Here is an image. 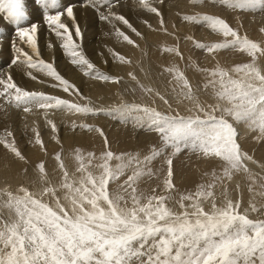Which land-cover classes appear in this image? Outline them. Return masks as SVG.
I'll return each instance as SVG.
<instances>
[{"label":"snow or ice","instance_id":"snow-or-ice-1","mask_svg":"<svg viewBox=\"0 0 264 264\" xmlns=\"http://www.w3.org/2000/svg\"><path fill=\"white\" fill-rule=\"evenodd\" d=\"M35 2L43 9L44 22L62 42L60 47L70 57L72 65L79 66L85 76L97 81L122 83V77L97 69L80 51V45L61 19L63 11L67 17L73 18L72 7L49 14V10L61 8L58 0ZM105 3L108 11L99 13L101 21L109 24L118 21L144 39L124 15L113 10V3L109 0ZM156 3L163 5L164 0H136L139 9L159 18L158 28H153L147 20L143 23L153 31L167 33L162 11ZM191 3L202 4L204 0H191ZM89 4L96 7L95 0H89ZM216 4L233 9L256 8L264 6V0H211V6ZM0 13L6 14L5 18L17 26L16 35L37 57L34 59L29 52L13 44L16 55L10 65L25 71L38 69L55 81L51 87L74 93L84 100L80 90L52 63L38 58L37 24L20 26L29 20L24 0H0ZM181 19L196 23L204 21L209 29L224 38L217 43H195L196 49L208 53L238 49L247 53L252 62L230 68L217 64L212 69L200 68L192 62L189 67L200 73L203 80L202 88L197 86L195 89L178 66L164 67L163 72L171 77L169 83L174 85L172 92L191 103L186 115L161 112L137 100L127 101L121 94L119 104L109 106L114 118L122 123L131 122L134 127L158 137L159 146L151 147L150 154L142 158L139 154H114L108 150L109 142L102 129L73 122V131L79 128L104 137L105 150L97 156L93 152L85 154L76 149V166L71 173L61 153L57 152L54 159L60 179L56 184L49 180L46 164L41 161L34 168L38 175V186L34 190L23 184L15 192L8 188L0 189V264H257V261L264 264V219H250L247 209L240 212V201L233 202L225 183L232 181L236 174H244L249 181L248 190L252 192L258 187L256 194L264 197V175L254 173L248 166L249 162L257 164V161L238 143L234 126L243 123L258 133L255 137L258 142L264 141V69L256 64L257 53L264 55V46L241 36L225 19L216 15L186 14ZM261 31L264 32V28ZM115 33L128 45L139 48L118 27H115ZM75 36H81L78 26H75ZM109 52L120 64L133 63L111 49ZM161 52L183 59L175 47L163 46ZM137 64L139 66V62ZM139 71L145 73V68L139 66ZM127 75L137 86L131 89L132 92L139 89L142 94L155 95L164 104L169 103L165 95L142 83L134 71ZM32 79L36 77L32 76ZM0 86V97L16 108L22 107L24 113L31 112L33 106L45 110L46 124L51 127L52 139L57 143L60 142L56 135L58 128L52 119L47 118L48 110H67L84 117L104 112V108L97 107L90 100L70 102L42 91L25 90L13 82L11 75L6 79L0 78ZM201 91L211 99V103L201 102L197 95ZM32 131L35 135L31 142L45 150L40 133L35 127ZM0 146L16 159L28 163L12 131L5 129L0 134ZM185 149L201 159H218L222 162L221 173L213 171L209 182L198 184L194 192L176 193L173 158ZM161 156L167 165L163 179L166 194H155V188L147 194L140 189L138 182L145 175H154L150 165ZM125 176L126 179L114 191L109 190L110 181L116 182ZM218 182L222 186L219 197L216 191ZM58 193H62V197ZM122 193H126L128 198ZM45 197H50L51 202ZM175 206L180 210H175ZM262 208L264 201L259 208L252 204L251 212Z\"/></svg>","mask_w":264,"mask_h":264},{"label":"bare ground","instance_id":"bare-ground-1","mask_svg":"<svg viewBox=\"0 0 264 264\" xmlns=\"http://www.w3.org/2000/svg\"><path fill=\"white\" fill-rule=\"evenodd\" d=\"M29 1L30 0H26V3ZM84 1L58 0L61 8L49 10V14H55V11L62 10L68 6L72 7L74 10L73 18L67 17L66 11H63L61 19L62 22L69 27V30L73 35V39L80 45V51L91 63L94 64L97 69L109 75L122 77L123 80L120 84L97 81L91 76H85L83 70L79 66L72 65L70 57H68L62 47H60L62 42L55 36L54 33L51 32L47 24L44 22L43 9L40 7L33 9L25 6L29 20L20 25L23 27H30L31 23L37 24L38 58L43 59L46 63H52L64 78L68 79L70 83L74 84L80 90L85 98L84 100H81L74 93H65L60 88L51 87L55 81H53L50 77H47L38 69H29L25 71L17 68L16 66L10 65V61L16 55L12 47L13 44L29 52V54L34 56V59L37 57L35 54L31 53V50L28 48L26 42L21 41L16 35L15 29L17 26L13 25L10 20L5 18L6 14L0 13V78L6 79L7 75H11L13 77V82L18 86L23 87L25 90L42 91L47 95H55L62 99H68L70 102L85 103L90 100L93 104L98 105V107L104 108V112L100 113V117L102 119H106L104 114L107 115V118L110 117L107 119L108 121H96L97 119H100L98 116V118H95V116H88L83 119L84 116L68 112L67 110H48L47 118L52 119L58 128L56 135L60 142L57 143L56 140L52 139L53 133L51 131V127L46 124L45 110L33 106L31 112L24 113L22 107L16 108L14 105L9 104L4 97H0V134H3L5 129L12 131L13 138L15 139L17 146L28 161V163L25 164L24 161L16 159L10 152L4 149L3 146H0V189L8 188L9 190L15 192L22 185V181L25 183L31 181L28 185H23L28 187L30 190H34L35 187L38 186V175L35 173L34 168L35 165L41 161H44L46 164V171L48 172L49 180H51L53 184H56L60 179L59 169L54 159L57 152L61 153L62 160L70 173L75 170L76 166V162L72 163L74 159L70 157V155L74 153L72 150L80 149L81 152L85 154L87 152L99 153V151H101L99 148L102 149L103 147L99 146L98 142H95L96 146L94 147L92 145V139H94V137H102L97 132H87L86 130L79 128L73 131L71 128L73 122L76 124H92L91 126L94 128L99 127L100 129H102L101 125H108L109 128L114 130L118 127V125L123 124L126 131L123 130L124 132L122 133L130 134L131 136L129 137L130 141L127 143V147H125V149L128 148L125 152L139 154L142 158L145 151H141L136 144L140 141H143L144 144H150L152 140H156L158 137L153 133L145 131L144 129L134 127L131 122L122 123L120 120L116 121L118 118H114L115 114H108V111L110 110L109 106L113 107L119 104L120 101L118 97L121 94H123V97L125 96V98L130 99V101L132 99L135 100L134 96L136 92H132L131 89L136 88V84L130 80L127 73L129 71H134L141 82H144L145 84L152 86L155 90H158L161 94L165 95L166 99L174 98L178 100V96H176L171 90L174 86L169 83L171 77L163 72L164 67L172 65L178 66L185 72L187 78L190 80L195 89L197 86H201V83L197 80L196 75L191 74L193 71L191 72L192 68L189 67L194 56L197 58L196 62H198L200 66H204L208 69H212L217 64L225 68H230L233 67V63H236L237 60L234 58L235 55H230L228 52H222L220 54L219 51H214L213 53H208L205 50L196 49L195 43H198V39L201 43H216L217 40L221 41V34L213 32L209 29L204 21H200L199 23L186 22L183 21L181 17L186 14L216 15L220 18H224L225 21L234 28V26H232L234 25V20H238V22H240L239 20L242 19L247 24H252L250 22V18L252 17L250 12L255 9L243 8L246 13H240L237 11L239 15L236 12L231 15L228 14V12L234 10L233 8L221 6L219 4L211 6V0H204V3H198L196 5L191 4L190 0H164L163 5L156 3V6L161 9L166 27L168 28V32L165 33L162 31H153L143 23L144 20H147L153 28H158L159 18L154 14H149L139 9L136 6V0H118V4L116 3V0H109V2L115 5L113 10L118 14L124 15L129 22L142 33L144 39H141L118 21H113V24H109L108 22H104L99 19L100 12L108 11L105 0H95L96 7L91 6L89 4V0ZM259 7L261 6H258V8ZM263 10L264 9H262V11ZM258 13L259 12H257V14ZM229 21H231V23ZM113 25L128 35L130 39H133L139 45V48L128 45L122 38L118 37L115 33V27H113ZM75 26H78L81 30L80 37L75 36ZM255 33L256 32L254 31L251 34L255 37L257 35ZM188 37H191V39H188ZM163 46L178 48L183 56V59L175 56L174 54L162 53L161 48ZM109 49L120 55H124L133 63L131 65L120 64L118 61L113 59ZM144 53H147V55H144ZM258 59L259 60L257 62H260L261 68L264 69V57L260 56ZM137 62H139V66H143L145 68V73H141L139 71ZM28 72H30L31 75H28ZM32 76H35L36 79H32ZM0 91H2V86H0ZM197 95L201 102L210 103L209 98L205 94L199 92ZM160 101L161 100L155 95H148L146 98V104L155 107L158 111L166 110L164 106L167 105L166 111L171 112V114L179 113L184 115V112H187V108L191 107V103L182 99V97L180 101L164 105H158ZM111 119H115V121ZM33 127L37 129L44 141L45 150L43 151L38 145L31 142L34 140L35 135L32 131ZM236 129L238 133L237 141H241L243 139V137H239L240 134H251L252 132L249 129L244 128V126H237ZM255 133L258 134L257 132H254L251 135ZM117 135L115 132V136ZM110 138L111 137H109V139ZM145 140L146 143L144 142ZM120 145L121 144H119V146ZM241 146L243 150L248 149V154L255 153L257 155L260 153L262 155L261 157L264 158V143L259 147H256L253 143L251 145L245 143L241 144ZM112 152L115 154L114 149ZM179 154L181 156L177 161L176 158L179 156L178 154L173 158L175 163L173 165V182L176 186V193L194 192L198 184L209 182L213 171H216L217 174L221 173L222 162L218 161V159H201L186 149L182 150ZM258 162L262 163L260 160ZM248 166L252 171L254 170L252 167L256 168V165L251 164L250 162ZM25 169L28 170L27 173L25 172ZM153 169H155V167ZM205 173H208L209 175L206 176ZM261 173L260 175H264V171ZM165 176L166 173L158 176L157 181L156 178L144 179L147 177V175H145L144 178L142 177L138 182L139 187L147 194H151V190L153 188L156 189L155 194L157 195L166 194L163 191V179ZM124 179H126V176L121 177L119 181L111 182L109 184V190L114 191L117 188V185L122 183ZM225 183L228 189L229 197L233 200V202L235 203L237 200L240 201V212L243 213L247 209V214L250 219H264V208L260 209L258 212H251V205L255 204L259 208L260 203L264 201V197H260L256 194L259 191L258 187H256L252 192L248 190L249 181L246 180L244 174H236L234 175L232 181H226ZM221 190L222 186L218 182V187L216 189L218 197ZM122 194L125 195L126 199L128 198L126 193ZM58 195H61L62 197V193H58ZM45 200L51 202L50 197H45ZM205 207L207 209L208 206L205 205ZM175 210L179 211L180 209L178 206H175Z\"/></svg>","mask_w":264,"mask_h":264},{"label":"rangeland","instance_id":"rangeland-1","mask_svg":"<svg viewBox=\"0 0 264 264\" xmlns=\"http://www.w3.org/2000/svg\"><path fill=\"white\" fill-rule=\"evenodd\" d=\"M84 1V0H83ZM31 2H32V4H31ZM85 2V1H84ZM190 3H191V0H190ZM24 4H25V6L27 7V8H33V9H35V8H39L38 6H37V4H36V2H35V0H30L28 3H26V0H24ZM27 4V5H26ZM192 4V3H191ZM29 6V7H28ZM33 6V7H32ZM193 6V5H192ZM194 7V6H193ZM258 8V7H257ZM257 8H255L254 10H252L250 13H251V15H252V17L250 18V22L252 23V24H247L246 22H244L242 19H240L239 21L240 22H238V20H234V25H232V26H234V29L235 30H237L238 32H239V34L241 35V36H247L249 39L250 38H252V40L253 41H255V42H257V43H261V46H264L263 45V43H264V32H262L261 31V29L262 28H264V16H263V14H264V10L262 11V9H264V7L263 6H261V7H259L258 9ZM261 8V9H260ZM237 11H239L240 13H246L245 11H244V9H234V10H232V11H230V12H228V14H234L235 12L237 13ZM259 12L258 14H257V12ZM238 14V13H237ZM254 14V15H253ZM239 15V14H238ZM258 15V16H257ZM257 16V17H256ZM262 17V18H261ZM241 18V17H240ZM224 19V18H223ZM256 19H257V22H256ZM230 23H231V21H229ZM257 24H256V23ZM254 23H255V25H254ZM246 24V25H245ZM260 24V25H259ZM247 26V27H246ZM250 30V31H249ZM249 31V32H248ZM256 32L255 34H257L255 37L251 34L252 32ZM260 33V34H259ZM249 34V35H248ZM195 39H197V38H195ZM224 38H223V36H222V34H221V37H220V40L222 41ZM221 41H216V43L217 42H221ZM197 42L198 43H201L200 42V40L198 39L197 40ZM223 50V51H222ZM222 50H217V51H219V53L221 54L222 52H228L230 55H235L234 56V58L235 59H237L236 60V63H233V66H235L236 64H244V63H251L252 62V58L251 57H249L248 55H247V53H243V52H240L238 49H222ZM234 50V51H233ZM235 52V53H234ZM258 54L259 53H257V57H256V64H257V66H259V67H261V65H260V62H257L259 59H258V57H260V56H263L264 57V55H261V54H259V56H258ZM197 61V58L194 56L193 58H192V60H191V63L192 62H195V64L198 66V67H200V68H206V67H204V66H200V64L198 63V62H196ZM193 71V72H192ZM191 74H193V75H196L197 76V80L201 83V88H202V83H203V80H202V76H201V74L200 73H198V72H196L193 68L191 69ZM142 83H144V82H142ZM136 88H137V86H136ZM201 93L202 94H204L203 93V91H201ZM135 100H137L138 102H142V103H146V98L148 97V95H146V94H142L140 91H139V89H137V91H136V94H135ZM208 97V96H207ZM180 98V99H179ZM209 98V97H208ZM124 99L125 100H127V101H130V99H128V98H125V96H124ZM169 99V98H168ZM171 99H174V98H170L168 101H169V103H171V102H175V101H180L181 100V97H178V100L177 99H174V100H171ZM183 99V98H182ZM132 100H134V99H132ZM131 100V101H132ZM161 102V101H160ZM158 103V105L159 104H162V105H164V102L162 101L161 103ZM209 102L211 103L212 101H211V99L209 98ZM97 107H98V105H96ZM114 107V106H113ZM165 107V109L167 110V105H165L164 106ZM163 107V108H164ZM161 110V109H160ZM166 110H161V112H166L167 113V111ZM112 112L109 110L108 111V114H111ZM112 114H114V113H112ZM186 114H188L187 112H184V115H186ZM89 116H92V115H89ZM100 118V119H97L96 121H103V120H107V119H109L110 117H108L107 118V115H105L104 114V117H106V119H102L101 117H100V114H97V115H95V118H98V117ZM90 118H92V117H90ZM83 119H85V117H83ZM111 120H114L115 121V119H111ZM108 121V120H107ZM116 121H119V119H116ZM117 124V123H116ZM92 125V124H91ZM100 125V124H99ZM234 126L235 127H237V126H244V128H246V129H249L248 127H247V125H245V124H243V123H239V124H234ZM93 127V126H92ZM101 127H102V131L104 132V134H105V136L107 137V140L109 139V137H111L109 140H108V142H110L109 143V149L108 150H111V151H113V149H114V151H115V154H116V151H117V154L118 153H126L125 151L128 149V148H126L125 149V147H127V143L130 141V138L129 137H131L130 136V134H124V133H122V132H124L123 130H125L126 131V128L124 127V125L123 124H121V125H118V127H116L115 128V130L114 129H112V128H109L108 127V125H101ZM105 127V128H104ZM106 127H107V129H106ZM120 127V128H119ZM94 128V127H93ZM122 129V130H121ZM114 130V131H113ZM250 130V129H249ZM251 131V130H250ZM110 132V133H109ZM115 132H116V135L117 136H115ZM118 132V133H117ZM109 133V134H108ZM121 133V134H120ZM252 133H254L253 131L251 132V134ZM99 134V133H98ZM122 134H124V135H122ZM250 133H248V134H240L239 135V137H243V139L241 140V141H243V142H241V141H238V143L240 142V144H249V145H251L252 143L254 144V145H256V147H259V146H261V144H263L264 142L263 141H257L256 139H255V137L258 135V134H253V135H251ZM95 135H97V134H95ZM111 135H113V136H111ZM121 135V136H120ZM128 135V136H127ZM115 136V137H114ZM252 136V137H251ZM128 137V138H127ZM244 137H245V139H244ZM113 138V139H112ZM122 138V139H121ZM145 139V138H144ZM143 139V140H144ZM115 140V141H114ZM120 141H121V143H120ZM155 141V142H154ZM92 142H93V146L95 147L96 146V143L95 142H98L99 143V146H102L103 148V150H105V146H103L104 145V137H102V138H98V137H94V139H92ZM91 142V143H92ZM101 142V143H100ZM103 142V143H102ZM114 142V143H113ZM117 142V143H116ZM145 143H146V140L144 141ZM153 142V143H152ZM95 143V144H94ZM98 143H97V145H98ZM159 141H158V139H156V140H152L151 141V145L150 144H144L143 143V141H140V142H138L137 144H136V146L141 150V151H145V154L144 155H146V154H150V150H151V146L153 147V146H159ZM100 144H102V145H100ZM119 144H121L120 146H119ZM153 144V145H152ZM117 145V146H116ZM92 146V147H93ZM115 146V147H114ZM150 146V147H149ZM244 146V145H243ZM143 147H144V149H143ZM262 148V147H261ZM102 149H100L99 148V150H101V151H99V153H94V154H96L97 156L98 155H100L102 152H103V150ZM120 149H121V151H120ZM149 149V150H148ZM257 149V148H256ZM263 149H264V146H263ZM73 152H75V150H72ZM119 151V152H118ZM245 151H248V149H246ZM72 153V152H71ZM166 155H167V152L165 153ZM251 154V156H253V159H255L256 161H257V164H254V165H256V168H254V167H252L254 170H253V172H257V173H261V172H263L264 171V168H262L261 167V165H264L263 164V161H264V158L263 157H261L262 155L260 154V153H258L257 155L255 154V153H250ZM249 154V155H250ZM73 155V156H72ZM179 156L176 158V161L178 160V158L181 156L180 154H178ZM260 157H259V156ZM70 157H72L73 159H74V153H72L71 155H70ZM73 159H71V160H73ZM262 161V163H260V162H258V161ZM163 161H164V157L163 156H161V157H159L158 159H156L155 161H153V163H152V165H150V167H152V169L155 167V169H153V173H154V175L153 176H151V177H146V178H144V176H143V178L144 179H155L156 178V180L158 179V176H160V175H162L163 173H166L167 172V165L165 166L164 165V163H163ZM75 162V159H74V161H72V163H74ZM159 163H160V165H159ZM175 163H174V161H173V165H174ZM165 169H166V171H165ZM162 170H163V172H162ZM262 170V171H261ZM158 172V173H157ZM161 172V173H160ZM158 174V175H157ZM262 174V173H261ZM156 175V176H155ZM142 178V177H141ZM25 180V179H24ZM37 180H38V178H37ZM34 181V180H33ZM158 181V180H157ZM29 183H31V181L30 182H23L22 181V184H24V185H28ZM110 183H111V181H110ZM258 262V261H257Z\"/></svg>","mask_w":264,"mask_h":264}]
</instances>
